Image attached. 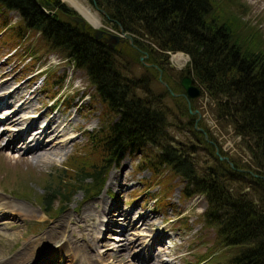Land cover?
I'll return each mask as SVG.
<instances>
[{
  "label": "trees",
  "instance_id": "trees-1",
  "mask_svg": "<svg viewBox=\"0 0 264 264\" xmlns=\"http://www.w3.org/2000/svg\"><path fill=\"white\" fill-rule=\"evenodd\" d=\"M89 1L115 29L132 37L136 48L127 50L135 57L138 49L143 51L168 83L181 73L170 68L168 54L181 52L189 58L184 75L205 94L215 123L238 138L235 147L247 160L242 162L218 148L233 165L230 168L215 157L216 139L203 123L198 126L207 132L208 142L193 129L194 119L183 98L172 97L165 88L153 89L150 79L155 81L156 70L141 66V76L134 77L132 66L128 67L133 53L111 49L94 39L88 27L79 29L56 12L46 13L48 5L59 14L73 15L58 0H0V15L11 11L18 18L10 34L20 40L28 30L30 35L38 33L40 45L32 44V54L44 48L69 59L86 72L104 105L102 125L96 133H85L84 153L48 176L55 184L45 186L40 199L44 212L52 210L54 200L64 203L63 210L76 191L83 192V199L95 196L106 170L126 153L136 152L137 169H147L158 184L162 185L159 174L167 169L166 178L176 177L182 183L184 199L204 198L202 223L215 229L214 248L235 250L226 261L217 260L216 254L204 263L264 264V38L241 18L246 8L238 0ZM174 83L180 88L179 79ZM165 95L168 103H163ZM177 118L185 119L188 136L176 139L170 134ZM87 155H94L95 161L87 164ZM241 168L248 172L238 171Z\"/></svg>",
  "mask_w": 264,
  "mask_h": 264
},
{
  "label": "rangeland",
  "instance_id": "rangeland-1",
  "mask_svg": "<svg viewBox=\"0 0 264 264\" xmlns=\"http://www.w3.org/2000/svg\"><path fill=\"white\" fill-rule=\"evenodd\" d=\"M58 1L68 7L73 15L59 14L48 5H46V13L51 15L56 12L58 18L72 25L75 24L80 29L79 24L70 20L71 16H78V13L66 2ZM77 1L96 14L99 19V30L118 33V29H115L103 12H100V9L93 6L89 0ZM238 1L246 8L241 18L255 27L261 38H264V0ZM239 10L241 9L238 7ZM17 20L13 12L0 15V95L12 91L18 85L13 94L21 90L17 97L19 99L15 98L17 103L15 101L12 103L10 100L7 103L0 102L5 104H1L0 107V196L10 202L12 209H17L21 205V207H31L35 215L20 217L18 216L20 212H15L17 216L14 218L10 215L5 216L4 213L0 215V262H7L15 254H21L25 264H36L35 261H39V258L37 256L32 258L33 254L28 255L24 248L25 242L44 237L53 229L57 230L58 237L48 239L44 237L45 250H52L58 240L67 241L66 255L75 250L74 245H76L81 253L85 252L86 257H89L87 264H206L204 262L216 254H218L217 260H228L235 253L234 248H214L215 229L203 227L201 211L206 205L204 198L201 195H193L184 199L180 194L182 183L176 177L166 178L167 169H162L159 174L162 185L158 184L156 177H152L147 169H137L140 159L136 152L132 155L125 154L121 160L106 170L102 189L96 196L85 200L83 192L76 191L63 210H60V207L64 203L58 204V200H54L51 204L52 210L47 214L44 212L40 199L45 193V186L51 188L55 184L54 179L48 180V176L56 175V170L68 165V159L84 153L82 150L87 141L85 133H96L102 125L100 113L104 105L95 96V90L88 81L86 72L69 64L71 63L69 59L57 51H46L44 48H39L40 50L32 54V44H37L38 33L34 36V33L30 35L28 31L23 34L22 39L14 38L10 30L16 27ZM88 28L90 32L94 31L92 26ZM128 43L126 39L120 40L109 48L127 54L133 53L127 50ZM143 53L139 52L137 57L133 53V63L128 64L129 68L130 65L132 66L130 72L136 78L141 76V66L147 67V64H152ZM139 57H142L141 61ZM172 57L173 55L168 56L167 59L170 68L177 73L181 72L175 78L176 81L185 74L183 70L189 58L181 53L177 65ZM38 72L41 73L37 74ZM154 73L155 81L150 79L154 90L164 89L165 86L161 83L164 81L172 93H176V90L179 94L183 93L181 88H177L175 81L172 84L168 83L166 78L160 76L158 79V73L156 71ZM4 87L8 91H2ZM199 92L196 98L190 99V110L199 113L196 127L203 130V126H198V122L203 123L202 125L206 126L216 139L218 147L213 148L215 157L222 156L219 154L218 148H220L226 155L230 157L237 155L242 162L246 161V155L235 147L238 138L232 136L231 130L224 125L215 123L210 115L205 94ZM23 100H27L28 108L27 105L22 104ZM182 100L185 102L184 99ZM164 102H169L166 95L163 98ZM184 104L187 108L186 102ZM164 105L168 108L173 106ZM43 111L45 112L42 114ZM10 116L14 117L10 119L11 121L8 119ZM192 116L193 119L197 118L195 113ZM25 118L28 119L21 121ZM47 119L49 125L56 120L53 127L57 130L58 136L53 141L48 134H40V138L49 144L43 151L28 153L27 148L31 144L26 148L25 145H17L18 142L16 145L13 144L14 147L5 146L16 136V131L28 129L30 126L37 131L38 125L43 124ZM167 122H171V119L167 118ZM175 122H177L176 129H170V134L176 139L188 136L186 132L188 127L186 126V130L184 127L185 119L177 118ZM171 128H174L173 124ZM8 130L13 131L10 136L3 134ZM205 135L208 142L207 132ZM200 137L203 135L201 134ZM215 149L218 155L215 154ZM86 161L87 164L93 163L95 156L87 155ZM239 170L245 171V169ZM85 182L89 183V180L86 179ZM101 203L109 207L114 204L115 209L113 214H109L110 219L127 214L126 220L118 218L114 225L104 227L103 224L99 229V225L97 226L99 219L102 220L103 213L108 211L105 207L102 212ZM11 213L13 215V212ZM137 216L141 217L145 225L140 223ZM124 229L127 230L120 235ZM46 252L43 251V254ZM50 259L48 264H57L56 255L51 256Z\"/></svg>",
  "mask_w": 264,
  "mask_h": 264
},
{
  "label": "bare ground",
  "instance_id": "bare-ground-1",
  "mask_svg": "<svg viewBox=\"0 0 264 264\" xmlns=\"http://www.w3.org/2000/svg\"><path fill=\"white\" fill-rule=\"evenodd\" d=\"M62 2H66L69 6H71V8H73L81 17H83V19L88 22L92 27H99V19L98 17L96 16L95 13H92L89 9H87V7L83 6L82 4H80L77 0H60ZM69 3H68V2ZM72 5H71V4ZM81 12H79L78 10ZM84 14V15H83ZM180 55H174L171 59L173 60V62H175L177 65H178V59L180 60ZM38 73H41V72H38ZM4 86V85H3ZM10 86V85H9ZM19 87V85H18ZM17 86L10 92H7L5 94L1 93L0 95V102H5L7 103L8 100L12 101V103L15 101V98L16 99H19L17 98L19 96V93H20V89L18 90V92L14 93L17 88ZM6 87L2 88V91L5 90ZM1 91V90H0ZM5 91H8L5 90ZM16 102V101H15ZM17 103V102H16ZM21 103V102H20ZM19 103V105H20ZM5 105L3 103H0V107L2 105ZM22 104L24 105H27L26 108H28V102L27 100H23ZM36 104V103H35ZM22 106V105H21ZM14 107V106H13ZM20 107V106H18ZM22 108V107H21ZM25 109V107H24ZM46 111V110H45ZM43 111L42 114L45 112ZM33 113V112H32ZM23 114V113H22ZM28 114V113H27ZM47 114V113H46ZM37 118V117H36ZM39 118V117H38ZM41 118V117H40ZM9 121H11L12 119H14V117L10 116V118H8ZM11 119V120H10ZM28 118H25L21 121H25L27 120ZM50 119V118H49ZM49 119L47 120H44L42 123L43 124H40L38 125L39 129L36 131V130H33L32 126H30L28 129H21L19 130L18 132L16 131V136L12 138L11 141L7 142L5 146H12L14 147L12 144L15 143V142H18L17 145L21 144V146H24L27 148L30 144V146L27 148V150H32V153H35V152H41L43 151L44 149L47 148V146L49 144H46V141H44L43 139H41L40 137V134L43 135V134H48L49 136L52 137L53 141L55 140V137L58 136V133H57V130L54 129L53 127V124H55V121L52 122V124H48L49 122ZM55 119V118H54ZM2 120V118H1ZM4 120V119H3ZM9 121H6V122H9ZM31 122V121H29ZM22 123H20L21 125ZM19 125V124H18ZM37 125V124H36ZM13 126V125H12ZM55 126H58V125H55ZM14 127V126H13ZM59 128L61 126H58ZM76 127V126H75ZM18 129V128H17ZM37 129V128H35ZM69 129V128H68ZM32 131H34L33 133H31ZM64 132V131H63ZM13 133V131L11 130H8V131H5L3 132V134H6V136H10L11 134ZM15 134V132H14ZM69 134V133H68ZM71 134V133H70ZM74 137V136H73ZM48 139V138H47ZM51 139V140H52ZM58 139V138H57ZM50 141V140H49ZM73 142V141H72ZM58 143V142H57ZM66 143V142H65ZM16 145V143H15ZM28 151V153L30 152ZM44 154V153H43ZM38 155V154H37ZM100 156V155H98ZM46 158V157H45ZM233 167V165H232ZM231 167V168H232ZM242 169V168H241ZM238 171H240L238 169ZM244 172H248L247 169H245ZM159 174V172L157 173ZM163 175V174H162ZM108 184H109V181H108ZM84 203V202H83ZM106 205V204H105ZM103 203H101V210L102 212L105 210V207L106 209H108V211L104 212L103 213V216H102V220L99 219V223L97 224V226L99 225V229L101 227H103V224H105L104 227H109V226H112L115 224V222L117 221L118 218H123L125 219L128 215L127 214H123V215H117L116 217H114V219H110L109 218V214H113V210L115 209L114 208V204H112L110 207L109 206H105ZM117 205V204H116ZM10 202L6 201L5 199H3L1 196H0V215L2 213L5 214V216H12V218H14L15 216H17L16 214L19 213L18 216L20 217H26V216H34L35 214L33 212L32 209H30L29 207L26 208V207H17V209H12L10 207ZM95 206V205H94ZM109 207V208H108ZM87 208V207H86ZM95 208V207H94ZM20 210V211H18ZM88 210V209H87ZM96 211V210H95ZM135 211V210H134ZM9 212V213H8ZM13 212V215L12 213ZM17 212V213H15ZM85 212V211H84ZM91 212V211H90ZM119 212V211H118ZM75 213V212H74ZM79 214V213H78ZM2 216V215H1ZM38 217V216H37ZM39 218V217H38ZM113 218V217H112ZM82 219V218H81ZM137 219L140 221V223H142L143 225H145V223H143V221H141V217L140 216H137ZM144 219V218H142ZM66 220V219H65ZM126 220V219H125ZM85 221V220H83ZM146 222V221H145ZM125 225V224H124ZM90 226V225H89ZM129 226V225H128ZM89 228V227H88ZM113 228V227H112ZM127 228V227H126ZM154 228V227H153ZM96 230H97V227H96ZM127 229H124L122 230L121 234L122 235ZM57 230L56 229H53V230H50L47 235H45L44 237L46 239L50 238V237H58L56 234ZM62 235V233H61ZM44 237H39L37 239H33V240H28L25 242V245H24V248L27 250V253L28 255L30 256L31 254H33V257L34 258L35 256H37L39 258V261H35V262H39V264H41V262L43 264H48L49 261H51L50 257L51 256H57V264H87L88 260H89V257L87 256L86 257V253L83 252L81 253L76 247V245H74V248L75 250H73L69 255H66L67 251L68 250V247L66 246L68 243L67 241H57L55 243H57V245L54 246V248L52 250H45V246L43 244H46L45 241H44ZM51 239H54V238H51ZM154 239V238H153ZM156 242H158L157 238H155ZM70 247V246H69ZM72 247V246H71ZM73 248V247H72ZM132 248V247H131ZM43 251H47L45 254H43ZM21 254H17V257L16 258H12L11 260L7 261V262H0V264H24V257H21L20 256ZM26 257V256H25ZM91 260V259H90ZM52 264V263H50Z\"/></svg>",
  "mask_w": 264,
  "mask_h": 264
},
{
  "label": "water",
  "instance_id": "water-1",
  "mask_svg": "<svg viewBox=\"0 0 264 264\" xmlns=\"http://www.w3.org/2000/svg\"><path fill=\"white\" fill-rule=\"evenodd\" d=\"M39 4H41V3H39ZM100 12H102V11L100 10ZM70 20H72L76 24H79L81 29L84 27L85 24L88 27H91V25L88 22H86L83 19V17H81L79 14H78V16H71ZM92 28L94 29V31H93L94 39L101 38L102 35L104 34V32L102 30H99L98 27H92ZM120 32L122 33L121 29H120ZM125 39L128 40L129 44L132 45V40H131V37L129 35H125ZM118 41H120V37L117 36V35H114V34H106V37L104 38V42H106L109 47H113V45L115 43H117ZM139 60L141 61L142 57H139ZM157 78L160 79V71H158ZM161 83L164 86H166L164 82H161ZM179 84H180V86H181V88L183 90L182 96L185 98V100L187 102V109H188L189 114H194L195 113L197 115V118H195V120H194L193 127H194V129L196 131L200 132L203 135V137H204L203 139L206 141L207 137L205 135V132L202 129L196 127V122H197V120L199 118V114H198V112L196 110L191 111L190 108H189V103H188V99L189 98H195V97L198 96V93H199L198 88L195 85L192 84V80L188 76H183L180 79ZM167 90H169V89L167 88ZM172 95H174V94H172ZM214 151H215V154L218 155L217 150L215 149ZM218 159L221 160V161L224 160L225 162L228 163L230 168L232 167V164L230 162H228L227 157L218 156ZM263 186H264V183H263Z\"/></svg>",
  "mask_w": 264,
  "mask_h": 264
}]
</instances>
